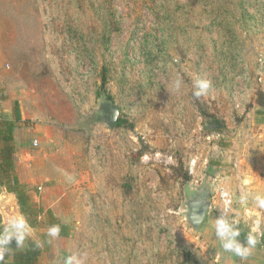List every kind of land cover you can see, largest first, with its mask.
<instances>
[{
	"label": "rangeland",
	"instance_id": "1",
	"mask_svg": "<svg viewBox=\"0 0 264 264\" xmlns=\"http://www.w3.org/2000/svg\"><path fill=\"white\" fill-rule=\"evenodd\" d=\"M197 76L211 81L199 99ZM260 93L264 0H0V119L14 121L30 200L71 228L45 264L75 250L85 264H213L218 187L246 233L240 197L251 208L264 195ZM102 98L123 124L107 126ZM203 179L210 206L194 232L183 191Z\"/></svg>",
	"mask_w": 264,
	"mask_h": 264
},
{
	"label": "clouds",
	"instance_id": "2",
	"mask_svg": "<svg viewBox=\"0 0 264 264\" xmlns=\"http://www.w3.org/2000/svg\"><path fill=\"white\" fill-rule=\"evenodd\" d=\"M182 86V81L177 79L173 87L179 90ZM211 87V81L207 79L195 77L192 82V95L199 99L205 96ZM118 113H114L113 117H117ZM205 139L211 141L213 137L207 136ZM248 183L247 180L244 181ZM223 207L219 208L221 214L212 220L211 229L212 235H215V240L218 243L220 251H217L212 258L213 264H221L223 253H229L238 257L241 264H244L256 248L261 237H264V195L259 192L251 196L252 207H248L249 193L245 192L240 197V204L244 208L243 220L248 228V232L244 242H241L240 213L233 208V201L227 197L226 193H222ZM199 207V204L195 206ZM190 221L193 225H200L203 221V216L197 211H193L190 215ZM60 234L59 225H51L47 229V236L56 238ZM30 236V225L25 216L14 211L6 214L3 226L0 227V264H5V258L10 257L14 249L10 247L12 242H15V249H22ZM37 246H40L39 241H35ZM207 246H203L202 256H198L201 260H205V251ZM62 264H85V255L79 250L71 251L68 255L62 258Z\"/></svg>",
	"mask_w": 264,
	"mask_h": 264
},
{
	"label": "trees",
	"instance_id": "3",
	"mask_svg": "<svg viewBox=\"0 0 264 264\" xmlns=\"http://www.w3.org/2000/svg\"><path fill=\"white\" fill-rule=\"evenodd\" d=\"M105 76L102 75V84H105ZM256 104L264 106V93L258 95ZM13 113L15 120L18 121L19 106L15 101L13 105ZM125 121L119 119L116 125H121ZM131 126V125H129ZM14 121L10 119H0V186H4L8 192L15 194L20 213H22L28 221L31 227H35L40 224L39 217H43V223L47 226L59 225L61 236H68L71 233L69 225L59 222L51 210L44 209L42 206L36 205L30 200L28 194V185L19 182L14 172V138H13ZM182 177L187 180L189 176L184 173ZM0 227L1 219H0ZM247 233L242 230L240 240L244 242ZM44 239V249H49V237L47 234L42 233ZM264 247V237H261L256 248ZM41 249L35 243V240L28 239L27 245L24 250L15 251L12 255V260L5 258V264H40L38 257Z\"/></svg>",
	"mask_w": 264,
	"mask_h": 264
},
{
	"label": "water",
	"instance_id": "4",
	"mask_svg": "<svg viewBox=\"0 0 264 264\" xmlns=\"http://www.w3.org/2000/svg\"><path fill=\"white\" fill-rule=\"evenodd\" d=\"M98 110L101 112V116L104 122L110 129H112L117 122L120 113L119 109L110 98L107 100L102 98V101L99 103ZM114 113H118V116L115 118L113 117ZM221 126L222 124H219L215 121L211 124L203 125L205 129L218 128ZM212 187L213 183L208 182L206 179H203L198 185L192 186L191 184H188L187 188H185L183 191V214L186 222L194 232L197 231L201 224L193 225L190 221V215L193 211H197L201 216H203V220L205 219L208 208L210 206V195L212 193ZM197 204H199V207L196 208L195 206Z\"/></svg>",
	"mask_w": 264,
	"mask_h": 264
},
{
	"label": "crops",
	"instance_id": "5",
	"mask_svg": "<svg viewBox=\"0 0 264 264\" xmlns=\"http://www.w3.org/2000/svg\"><path fill=\"white\" fill-rule=\"evenodd\" d=\"M14 164H15V161H14ZM14 172H15L19 182H21L23 184H29L28 180H26V177H24L21 174L20 170L16 167V165L14 166ZM28 194L30 195V190H28ZM11 195L14 196V198L10 197ZM3 211H4V215L5 216H6L7 212H9V211H11V213L14 212V211L20 212L15 194H13L12 192H8L4 186H0V215L1 216H2L1 213ZM5 216L4 217L3 216L0 217L2 226H3V223H4ZM39 221H40L39 225H37L35 227H31L30 226L29 239H32V240L40 242V246L39 247L41 249V252H40V255L38 257V261H39L40 264H45L43 262V260H42L43 255L47 251H49V249L51 248V241H52V244H53L54 243V238H50L49 237V249L45 250L44 249V239L42 238V233L47 234V229L49 228V226H47L46 224L43 223V217H39ZM59 236L60 237H68V236H61V235H59ZM26 245H27V241L25 243V246L22 249H15V242L13 241L12 244L10 245V247H12L14 249V252H15V251L24 250ZM12 255L10 257H7V258L9 260H12ZM247 261H248V264H264V247L255 248V250L253 252V255L250 256L249 260H247Z\"/></svg>",
	"mask_w": 264,
	"mask_h": 264
},
{
	"label": "built area",
	"instance_id": "6",
	"mask_svg": "<svg viewBox=\"0 0 264 264\" xmlns=\"http://www.w3.org/2000/svg\"><path fill=\"white\" fill-rule=\"evenodd\" d=\"M217 195H218V198L219 200L221 201V205L223 207V198L222 197V193H226L227 194V197L231 198V194L229 193L228 189L226 188V186L224 185H220L217 189Z\"/></svg>",
	"mask_w": 264,
	"mask_h": 264
},
{
	"label": "flooded vegetation",
	"instance_id": "7",
	"mask_svg": "<svg viewBox=\"0 0 264 264\" xmlns=\"http://www.w3.org/2000/svg\"><path fill=\"white\" fill-rule=\"evenodd\" d=\"M212 122H214V120H207V124H211Z\"/></svg>",
	"mask_w": 264,
	"mask_h": 264
}]
</instances>
